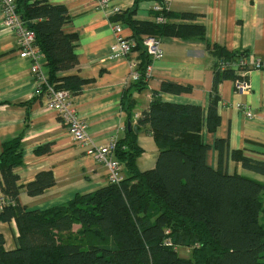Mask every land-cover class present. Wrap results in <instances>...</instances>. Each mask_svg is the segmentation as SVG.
Returning <instances> with one entry per match:
<instances>
[{
    "label": "trees",
    "instance_id": "trees-1",
    "mask_svg": "<svg viewBox=\"0 0 264 264\" xmlns=\"http://www.w3.org/2000/svg\"><path fill=\"white\" fill-rule=\"evenodd\" d=\"M140 1H152L164 7L165 0H135L130 11L112 20L131 31L132 51L137 81L131 88L145 89V69L149 64L142 38L197 37L205 41L204 29L171 24L176 15L167 9L152 11L151 21L133 19ZM16 12L34 33L35 45L45 59L46 80L55 89L70 96L85 84L77 75L58 77L77 65L73 42L75 36L64 32L69 22L63 6L45 0H15ZM162 16L166 21L156 24ZM30 25V26H29ZM216 55L212 92L206 111L194 104L162 102L154 94L149 107L134 125L146 130L159 150L152 169L139 171L137 159L142 153L137 134L126 127L116 138L114 157L122 167L123 179L87 194H76L64 207L47 212L26 211L18 205V176L23 165L21 137L2 144L0 151V192L8 204L0 213L3 222L15 221L17 248L5 251L0 234V264H264V184L239 174H228L218 164L205 163L209 147L201 137L202 129L215 132L219 125L217 87L223 80L240 79L239 72L228 65L249 58V54L229 52L208 46ZM190 86L162 83L160 91L172 95L188 93ZM44 92L41 86L38 96ZM132 103L124 95L121 109L128 113ZM224 142L215 143L219 156ZM48 147L37 152H46ZM233 161L248 172L264 177V160H255L233 151ZM54 185L50 171L40 172L25 185L30 196H37ZM79 228L74 232L73 226ZM189 251L187 258L178 249Z\"/></svg>",
    "mask_w": 264,
    "mask_h": 264
},
{
    "label": "crops",
    "instance_id": "crops-1",
    "mask_svg": "<svg viewBox=\"0 0 264 264\" xmlns=\"http://www.w3.org/2000/svg\"><path fill=\"white\" fill-rule=\"evenodd\" d=\"M45 1L66 9L69 22L63 30L75 36L77 65L58 77L77 75L85 81L79 93L71 96V105L86 124L88 141L84 146L75 143L56 113L45 108L30 73L31 62L19 58L16 37L4 25L0 7V151L4 142L21 137L23 165L14 172L20 186L18 205L26 211L42 213L64 207L76 194L92 193L107 185L106 169L85 151L122 134L128 114L121 109L124 95L132 103L131 125L149 107L154 94L162 102L194 104L205 112L217 60L208 46L229 52L245 51L250 58H264V0H165L169 12L192 16L174 18L171 24L201 27L205 41L197 37H162L163 58L154 63L145 89L136 90L129 83L130 62L139 61V53L132 51L125 57H112L115 35L106 11L91 0ZM110 5L122 12L130 11L135 0H110ZM154 6L155 2L140 1L133 19L151 21ZM122 34L130 37L131 31L123 27ZM40 62L46 73L45 59L42 57ZM247 80L250 84L247 94L237 93L229 79L218 85L219 125L215 132L205 128L201 132L209 147L205 163L213 169L219 164L230 175L236 173L264 184L263 176L243 170L231 158L232 152L238 151L252 159L264 160V71L250 72ZM162 83L190 86L191 90L180 95L163 93ZM239 103L248 105L256 118H245L236 108ZM217 140L224 142L221 157L215 147ZM137 141L142 150L137 168L152 169L159 152L154 139L146 130H140ZM44 147H48L46 152H37ZM46 171L53 174L54 185L37 196H30L25 185ZM74 228L79 227L74 225ZM0 234L5 251L17 248L19 232L15 221L0 220ZM188 255L184 253L181 257Z\"/></svg>",
    "mask_w": 264,
    "mask_h": 264
},
{
    "label": "built area",
    "instance_id": "built-area-1",
    "mask_svg": "<svg viewBox=\"0 0 264 264\" xmlns=\"http://www.w3.org/2000/svg\"><path fill=\"white\" fill-rule=\"evenodd\" d=\"M97 7L106 11L111 18L110 26L115 35V44L111 47L112 57H125L131 53L134 46V41L131 38L123 36V26L120 22L113 21L112 19L120 15L122 11L118 7L110 5V0H91ZM164 7L156 4L152 8L153 12H161L163 9L168 10V2H164ZM0 7L4 18V25L16 37V44L18 48V55L20 59L28 60L31 62L30 73L35 79L38 90L41 86L44 87V92L41 99L44 102L46 109L55 112L60 122L66 127L68 134L72 140L82 146L88 141L86 133V124L76 114L71 105V96L66 90L55 89L53 85H49L46 80V73L43 70L41 59L42 54L35 45L34 33L29 30L25 24L20 20L16 12L15 0H0ZM156 24L164 23L166 19L162 16H157L154 19ZM142 46L149 58V64L145 69V77H149L155 62L163 58V50L161 47V38L144 36L142 38ZM136 62H130V76L129 83H133L138 79V73L135 71ZM236 71L241 67H246V71L239 72L240 79L233 82L234 89L237 93L247 94L250 91V84L247 76L252 71H264V58L252 57L242 60H236L228 65ZM237 110L242 112L245 118L253 120L256 115L250 110L249 106L244 103L236 105ZM123 131V128L121 129ZM116 138L110 140L105 145L89 146L86 148V154L94 158L101 164L107 172V183L118 185L122 179V167L115 159L113 153L115 148ZM8 204L6 197L0 192V213Z\"/></svg>",
    "mask_w": 264,
    "mask_h": 264
},
{
    "label": "rangeland",
    "instance_id": "rangeland-1",
    "mask_svg": "<svg viewBox=\"0 0 264 264\" xmlns=\"http://www.w3.org/2000/svg\"><path fill=\"white\" fill-rule=\"evenodd\" d=\"M77 229H78V228H74L73 231L75 232ZM187 252H188V253H187ZM184 253L187 255V254H189V251L186 250V249H184V248H179V249H178V255H179V256H183ZM188 256H189V255H188Z\"/></svg>",
    "mask_w": 264,
    "mask_h": 264
},
{
    "label": "water",
    "instance_id": "water-1",
    "mask_svg": "<svg viewBox=\"0 0 264 264\" xmlns=\"http://www.w3.org/2000/svg\"><path fill=\"white\" fill-rule=\"evenodd\" d=\"M29 26H30V25H29ZM126 128H127L128 131H133L135 134L138 133V130L136 129V127H135V126H132L130 122H128V123L126 124Z\"/></svg>",
    "mask_w": 264,
    "mask_h": 264
}]
</instances>
